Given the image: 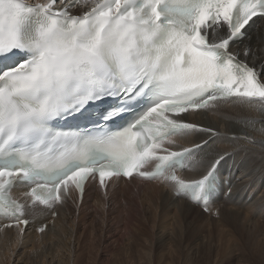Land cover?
Wrapping results in <instances>:
<instances>
[{"label": "snow or ice", "instance_id": "1", "mask_svg": "<svg viewBox=\"0 0 264 264\" xmlns=\"http://www.w3.org/2000/svg\"><path fill=\"white\" fill-rule=\"evenodd\" d=\"M254 18L264 20V0H0V214L23 233L15 185L52 207L89 179L107 189L134 176L208 211L230 154L206 159L209 140L176 138L212 131L185 113L221 101L264 108V60L230 51L251 39ZM243 55L257 59L250 46ZM185 168L200 178L182 179Z\"/></svg>", "mask_w": 264, "mask_h": 264}, {"label": "bare ground", "instance_id": "2", "mask_svg": "<svg viewBox=\"0 0 264 264\" xmlns=\"http://www.w3.org/2000/svg\"><path fill=\"white\" fill-rule=\"evenodd\" d=\"M255 21L251 39L232 51L259 66L264 29ZM245 46L256 52L255 61L244 57ZM191 120L212 131L181 138V144L209 140L206 159L230 154L208 213L175 197L169 183L119 179L106 193L92 184L81 205L73 194L52 207L27 208L23 233L15 225L1 227L0 264H264V108L219 102ZM201 172L191 170L184 179H199Z\"/></svg>", "mask_w": 264, "mask_h": 264}, {"label": "rangeland", "instance_id": "3", "mask_svg": "<svg viewBox=\"0 0 264 264\" xmlns=\"http://www.w3.org/2000/svg\"><path fill=\"white\" fill-rule=\"evenodd\" d=\"M55 216V215H54Z\"/></svg>", "mask_w": 264, "mask_h": 264}]
</instances>
